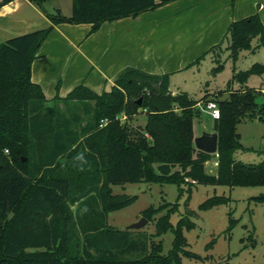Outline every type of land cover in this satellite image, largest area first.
<instances>
[{
  "label": "trees",
  "instance_id": "trees-1",
  "mask_svg": "<svg viewBox=\"0 0 264 264\" xmlns=\"http://www.w3.org/2000/svg\"><path fill=\"white\" fill-rule=\"evenodd\" d=\"M11 1L0 0V8ZM32 1L52 24L0 42V264H184L183 256L198 257L187 249L184 235V229L195 223L188 216L176 227L170 221L177 204L152 206L142 213L152 223L155 215L168 210L156 220L154 235L160 237L173 228L175 239L168 254L163 253L162 241H150L142 229L110 225L111 211L138 199L114 194L112 185L176 183L180 196L185 186L191 192L199 183L264 185V163L246 164L234 156L244 148L238 125L254 119L264 122V101L258 102L264 92L247 85L252 74L264 73V64L234 70L226 89H206L202 99L186 91L173 92L169 73L127 67L110 91L97 93L80 84L67 96L48 100L32 80V64L54 25L91 23L94 32L105 21L136 17L169 0H73L70 16L59 9L49 13L46 0ZM261 47L264 24L255 13L233 21L222 41L193 65L210 56L215 74L224 67L223 52L235 61L241 51ZM234 82L240 86L235 88ZM203 100L216 102L220 109L219 118L210 115L219 135L215 154L197 149L194 141ZM58 102L66 109H60ZM139 109L146 112L144 126L133 128L122 122V116L131 119ZM80 155L83 162L77 159ZM213 157L218 161L217 174L206 168ZM230 200L214 195L200 209ZM75 203L76 213L71 208ZM234 224L232 219L231 228Z\"/></svg>",
  "mask_w": 264,
  "mask_h": 264
},
{
  "label": "crops",
  "instance_id": "crops-1",
  "mask_svg": "<svg viewBox=\"0 0 264 264\" xmlns=\"http://www.w3.org/2000/svg\"><path fill=\"white\" fill-rule=\"evenodd\" d=\"M62 1L52 11L45 8L70 16L73 0L68 9ZM255 13L264 24V0H169L136 17L105 21L94 32L91 23H59L32 64V80L52 100L80 84L97 93L110 91L127 67L172 78L220 43L233 21ZM51 24L34 1L13 0L0 8V42ZM212 167L218 168L217 160Z\"/></svg>",
  "mask_w": 264,
  "mask_h": 264
},
{
  "label": "rangeland",
  "instance_id": "rangeland-1",
  "mask_svg": "<svg viewBox=\"0 0 264 264\" xmlns=\"http://www.w3.org/2000/svg\"><path fill=\"white\" fill-rule=\"evenodd\" d=\"M57 1L47 0L45 5L51 10ZM70 1H62L65 9H68ZM254 44H257V40H254ZM228 55V52L222 53L224 67L215 74L212 68L216 64L210 56L188 70L175 74L171 78V89L176 92L186 91L192 97L202 99L206 89H210L211 92L226 89L232 80L234 70L240 72L250 69L256 63L264 64V47L256 51L243 50L235 61L229 59ZM247 85L258 90L264 88V73L252 74ZM233 86L237 88L240 83L234 82ZM223 95L227 97V93ZM209 101L203 100L198 105L202 116L195 120L194 128L197 134L206 130L213 131V119L203 109ZM263 101V95H259L258 102ZM58 106L65 110L67 105L58 102ZM145 113L143 109H139L131 119L122 116L121 120L129 122L133 128H139L146 123ZM238 132L244 148L235 151V158L246 164L264 163V122L259 119L243 121L238 125ZM215 160L217 157L209 161L208 173L217 174L218 168L212 167ZM184 188V194L180 196V188L176 183L160 184L143 181L112 185L114 194L137 195L138 199L125 208L111 211L109 224L124 229L141 217H145L142 213L149 207H159L164 203L177 204L178 209L170 217L174 227L185 216L195 223L194 228L184 229V235L188 241L187 249L198 257L183 256L184 264H213L222 261H228L230 264H264V185L229 186L199 183L193 186L191 192L188 187ZM214 195H224L231 200L227 204L201 210L200 205ZM71 208L76 213L78 203L71 205ZM167 211L155 215L154 221L147 223L141 230L151 238L150 241H153V238L155 243L162 241L165 254L173 248L175 239L173 228L160 237L154 235L156 220ZM232 219H235V224L231 228Z\"/></svg>",
  "mask_w": 264,
  "mask_h": 264
},
{
  "label": "water",
  "instance_id": "water-1",
  "mask_svg": "<svg viewBox=\"0 0 264 264\" xmlns=\"http://www.w3.org/2000/svg\"><path fill=\"white\" fill-rule=\"evenodd\" d=\"M140 101L141 100H139V102ZM194 141H195V145L197 149L199 150H202L210 154H215L218 152L219 135L217 132L204 131L201 135L196 136ZM149 222L150 221L146 217H141L139 220L126 226L124 229L125 230H141Z\"/></svg>",
  "mask_w": 264,
  "mask_h": 264
},
{
  "label": "built area",
  "instance_id": "built-area-1",
  "mask_svg": "<svg viewBox=\"0 0 264 264\" xmlns=\"http://www.w3.org/2000/svg\"><path fill=\"white\" fill-rule=\"evenodd\" d=\"M203 109L207 113H209L211 116H213L214 118H219V116H220V109H219L217 103L214 101L207 102L204 105Z\"/></svg>",
  "mask_w": 264,
  "mask_h": 264
},
{
  "label": "clouds",
  "instance_id": "clouds-1",
  "mask_svg": "<svg viewBox=\"0 0 264 264\" xmlns=\"http://www.w3.org/2000/svg\"><path fill=\"white\" fill-rule=\"evenodd\" d=\"M77 159L80 160V161H82V162L84 161L83 155L78 156Z\"/></svg>",
  "mask_w": 264,
  "mask_h": 264
}]
</instances>
